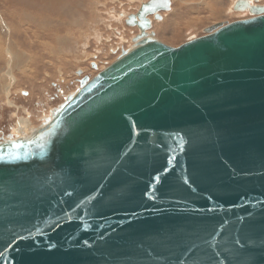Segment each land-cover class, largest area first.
<instances>
[{"label": "water", "instance_id": "1", "mask_svg": "<svg viewBox=\"0 0 264 264\" xmlns=\"http://www.w3.org/2000/svg\"><path fill=\"white\" fill-rule=\"evenodd\" d=\"M170 6L144 3L133 50L0 143V264H264V6L178 48L150 32Z\"/></svg>", "mask_w": 264, "mask_h": 264}, {"label": "rangeland", "instance_id": "2", "mask_svg": "<svg viewBox=\"0 0 264 264\" xmlns=\"http://www.w3.org/2000/svg\"><path fill=\"white\" fill-rule=\"evenodd\" d=\"M144 1L151 0H0V15L10 28L0 24V143L15 137L19 124L36 130L47 123L80 90L79 72L94 78L121 55L120 48L131 47L139 31L126 18ZM170 1L161 20L151 16V30L175 48L205 36L214 24L253 17L234 10L238 0ZM250 1L264 6V0ZM8 47L19 58L12 86Z\"/></svg>", "mask_w": 264, "mask_h": 264}, {"label": "bare ground", "instance_id": "3", "mask_svg": "<svg viewBox=\"0 0 264 264\" xmlns=\"http://www.w3.org/2000/svg\"><path fill=\"white\" fill-rule=\"evenodd\" d=\"M249 3H250V5H252V6H260V5H257V4H255V3H252V1H250V0H247ZM142 2V1H141ZM145 2V1H144ZM171 2V1H170ZM145 3H147V2H145ZM142 4V3H141ZM144 4V3H143ZM171 7V6H170ZM234 8V7H233ZM236 11V10H235ZM161 12H163V11H161ZM161 12L159 13L160 14V16L162 17V15H161ZM240 12V11H239ZM243 12H248V13H250L249 12V10H243ZM240 13H242V12H240ZM216 14H218V13H216ZM251 14V13H250ZM252 16H253V14H251ZM129 16H131V15H127V20H128V18H129ZM153 16V15H152ZM154 18H155V16H153ZM150 19H151V21H152V23H154L153 22V19H152V17L150 16L149 17ZM127 20H126V22H127ZM161 20V19H160ZM138 22H139V20H138ZM0 24L2 25V26H4L7 30H9L10 28H9V26L7 25V23L5 22V20L3 19V17L0 15ZM0 25V26H1ZM129 26V25H128ZM6 30V31H7ZM152 30H150V32H151ZM8 32V31H7ZM139 34H140V29H139ZM155 38H156V36H155ZM157 39V38H156ZM132 45H131V47H129L128 49H124V50H122V52L123 51H131V50H133L134 48H135V45H136V43H135V41H133V39H132ZM1 49V48H0ZM30 50V49H29ZM2 52V51H1ZM122 52H121V55H122ZM5 54H6V56H7V66H8V72L6 73V76L8 77V79H9V82L11 81V86L13 85V84H15V82H16V79L14 78V73H13V68H15V67H17V60L19 59L18 57H15V55L12 53V51H11V49L8 47V49H6V51H5ZM120 55V56H121ZM119 56V57H120ZM119 57H117V58H119ZM117 58H116V60L115 61H117ZM114 61V62H115ZM113 62V63H114ZM112 63V64H113ZM5 76V75H4ZM4 76H2V77H4ZM26 76V75H25ZM28 78V77H27ZM7 79V78H6ZM9 84V83H8ZM10 85V84H9ZM7 86V85H6ZM10 88V87H9ZM15 88V87H14ZM16 92V91H15ZM19 92V91H18ZM9 93V92H8ZM12 105V104H11ZM41 127V126H40ZM39 127V128H40ZM15 129V128H14ZM30 132L31 131V133H29V134H27V133H25V132ZM34 130H32V128L30 127V126H27V123H23L22 125L21 124H19V129L18 130H16L15 132H14V136L15 137H13V138H23V137H27V135H31L32 134V132H33ZM27 134V135H26Z\"/></svg>", "mask_w": 264, "mask_h": 264}, {"label": "snow or ice", "instance_id": "4", "mask_svg": "<svg viewBox=\"0 0 264 264\" xmlns=\"http://www.w3.org/2000/svg\"><path fill=\"white\" fill-rule=\"evenodd\" d=\"M176 140H177V146L181 148V150H183V144H184V138L182 136H177L176 137ZM5 157L0 155V161L4 160ZM171 162V158H170V161ZM154 180L158 181L159 180V176H156L153 178ZM81 204H83V201L81 202ZM79 207V205H78ZM68 215V214H66ZM68 218L71 219V216L68 215ZM59 219V218H58ZM45 223H47V221H45ZM37 232H42V229L40 228H37ZM51 247H55V245H51Z\"/></svg>", "mask_w": 264, "mask_h": 264}, {"label": "flooded vegetation", "instance_id": "5", "mask_svg": "<svg viewBox=\"0 0 264 264\" xmlns=\"http://www.w3.org/2000/svg\"><path fill=\"white\" fill-rule=\"evenodd\" d=\"M142 5H143V3H142ZM126 20H127V19H126ZM138 31H139V28H138ZM123 49H125V48H120V49H119V50H120V53L122 52ZM127 49H128V48H127ZM118 53H119V51H116V52H115V55H117ZM118 55H119V54H118ZM94 64L97 65L98 63L94 62ZM81 74H82V75L78 78V80H79V84L81 83V80L85 77L83 73H81ZM80 78H81V79H80Z\"/></svg>", "mask_w": 264, "mask_h": 264}]
</instances>
